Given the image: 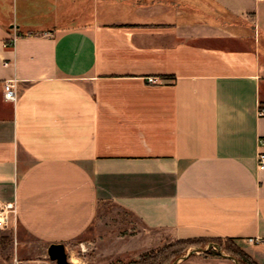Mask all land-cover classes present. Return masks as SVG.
<instances>
[{"label": "crops", "instance_id": "obj_1", "mask_svg": "<svg viewBox=\"0 0 264 264\" xmlns=\"http://www.w3.org/2000/svg\"><path fill=\"white\" fill-rule=\"evenodd\" d=\"M261 107L264 0H0V245L85 260L113 207L146 247L231 239L264 264Z\"/></svg>", "mask_w": 264, "mask_h": 264}, {"label": "rangeland", "instance_id": "obj_2", "mask_svg": "<svg viewBox=\"0 0 264 264\" xmlns=\"http://www.w3.org/2000/svg\"><path fill=\"white\" fill-rule=\"evenodd\" d=\"M107 209L109 208L104 207L103 211L99 215L100 217L97 219L96 226H94L91 230L94 236L92 238L94 240L91 241L92 244H87L86 241V248L80 243L76 244L78 248V257H84L85 260H81V258L70 260L68 256L69 260L74 264H130L132 259L135 257L138 258L142 249L147 250L151 247H154L151 245L148 247L144 246L142 242L145 238L143 230L139 228V224L133 217L130 218V216H127L126 214L111 211L113 207L112 209H109V212H106ZM2 230L3 229H0V236L2 235ZM191 239V242L185 244L181 254L177 256L174 261L182 256L187 255L190 251L195 250V252L187 259H180L177 264H236L233 259L222 256L216 246L221 248L222 253L228 255H231V253L225 248L227 246H230L235 250L245 251L242 248V245L235 241H232L231 244H228L227 241L218 239ZM200 240L202 242H200ZM174 241L175 240L167 241L160 245H155V247L151 250L167 247ZM5 242V245H0V264H25L18 263L17 261L13 260V256L10 258V240H5ZM198 248L207 250L197 251ZM207 251L211 253L207 254ZM117 252H119V254ZM214 252H217L218 254H215ZM5 256L7 258L9 257L7 261L3 260ZM47 258L50 260L49 256ZM33 264L43 263L34 262ZM49 264L57 263L53 260H50Z\"/></svg>", "mask_w": 264, "mask_h": 264}, {"label": "trees", "instance_id": "obj_3", "mask_svg": "<svg viewBox=\"0 0 264 264\" xmlns=\"http://www.w3.org/2000/svg\"><path fill=\"white\" fill-rule=\"evenodd\" d=\"M192 239H179L170 243L167 247H162L157 250H149L143 252L138 258L130 261V264H171L174 259L181 254L185 244L191 242ZM222 240V239H218ZM228 244L232 243L231 239H226ZM200 242H202L200 240ZM230 251L231 255L235 256L241 264H259L248 253L243 250H235L232 247H225ZM207 254L211 252L207 251ZM218 254L217 252H214Z\"/></svg>", "mask_w": 264, "mask_h": 264}, {"label": "built area", "instance_id": "obj_4", "mask_svg": "<svg viewBox=\"0 0 264 264\" xmlns=\"http://www.w3.org/2000/svg\"><path fill=\"white\" fill-rule=\"evenodd\" d=\"M18 37L14 36L6 41L7 46H13L17 42ZM149 82H155L156 78L150 76L147 78ZM17 79H7L3 83L4 97L9 101L17 100ZM259 115H264V107L259 109ZM260 150L258 152V166L261 170H264V139L260 140ZM15 205L12 202L0 205V229H6L9 226L10 214L15 213ZM250 241H254V238H249Z\"/></svg>", "mask_w": 264, "mask_h": 264}, {"label": "water", "instance_id": "obj_5", "mask_svg": "<svg viewBox=\"0 0 264 264\" xmlns=\"http://www.w3.org/2000/svg\"><path fill=\"white\" fill-rule=\"evenodd\" d=\"M211 245H213V244H211ZM216 247L219 249V252L222 256L233 259L236 262V264H241L237 260V258H235L234 256H231V255L222 253L221 248L219 246H216ZM198 250L205 251L207 249L198 248L197 251ZM194 252H195V250L188 252L187 255L180 257L179 259L175 260L171 264H177L180 259H187ZM48 256L51 260L55 261L57 264H74L68 258V253H67L66 246L64 243H52V244H50L48 247Z\"/></svg>", "mask_w": 264, "mask_h": 264}]
</instances>
